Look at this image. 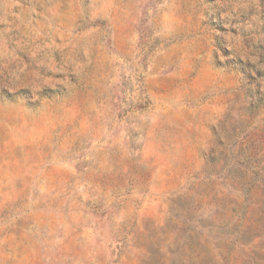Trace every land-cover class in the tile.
Listing matches in <instances>:
<instances>
[{
    "label": "rangeland",
    "instance_id": "rangeland-1",
    "mask_svg": "<svg viewBox=\"0 0 264 264\" xmlns=\"http://www.w3.org/2000/svg\"><path fill=\"white\" fill-rule=\"evenodd\" d=\"M0 264H264V0H0Z\"/></svg>",
    "mask_w": 264,
    "mask_h": 264
}]
</instances>
